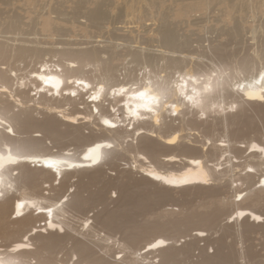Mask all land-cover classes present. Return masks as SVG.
Segmentation results:
<instances>
[{
	"label": "bare ground",
	"instance_id": "bare-ground-1",
	"mask_svg": "<svg viewBox=\"0 0 264 264\" xmlns=\"http://www.w3.org/2000/svg\"><path fill=\"white\" fill-rule=\"evenodd\" d=\"M119 1L53 0L37 24L59 36L63 24L82 17L78 28L92 37L116 23ZM122 1L126 11L141 7L137 21L150 20L145 47L132 48L120 35L44 47L23 36L21 16L2 17L13 0H0V146L9 126L11 143L27 145L14 153L18 164L0 170V259H19L5 248L23 241L33 264H264V249L249 238L257 230L264 237V88L235 87L251 83L245 77L259 82L264 43L248 44L241 55L227 49L229 41L243 43L246 8L264 13V0ZM25 2L46 7L45 0ZM201 12L226 18L216 38L197 48L177 24H194ZM124 52L144 65L140 77L131 68L118 74ZM21 62L33 66L20 73ZM201 75L211 76L215 92H203ZM189 76V94L207 101L198 109L173 87ZM141 79L151 80L159 104L132 116L145 103L135 96ZM193 225L201 227L177 244ZM214 228L238 241L207 238L215 248L201 246L193 259L196 241Z\"/></svg>",
	"mask_w": 264,
	"mask_h": 264
},
{
	"label": "rangeland",
	"instance_id": "rangeland-1",
	"mask_svg": "<svg viewBox=\"0 0 264 264\" xmlns=\"http://www.w3.org/2000/svg\"><path fill=\"white\" fill-rule=\"evenodd\" d=\"M52 2H53V0H45L44 4H46V7L44 9H42V8L38 9L39 7H36V6L34 8L33 7L31 8V6H30L31 4L25 2V0H15V1L13 0V2L11 3V5L9 7L4 8L5 10H3L2 17H4V16L6 17L7 15H10L11 13H15V14H18L19 16H21L22 21H23L22 29H23V32H25V34H23V36L24 37L27 36L29 38L30 37L36 38L42 42L44 41L42 43V45L44 47L53 46L56 48H59V47L61 48L64 46L61 44V42H69V43H73V44L75 43L74 46H76L77 44H80V43H83L86 41H95L97 39L100 40V39H102V37H106L108 35H113V36L114 35H120L121 37L122 36L130 37L132 39V41H134L130 44V47L135 48V49H137V47H145L146 46V44L144 43L145 39H146V37H145L146 36V32H145L146 28H145L144 24L145 23L148 24L151 22H150V20H146V21L145 20L144 21L138 20L139 22L137 21L136 17L139 16L138 14H139V12H141L140 6L139 7L135 6V9L137 11H133V12L126 11V9L123 8L124 1L120 0L119 1L120 4H119L118 9L115 10L111 16V18L113 17L112 19L116 23L106 25L105 28L100 33L97 32L96 30H92V33H93L92 37L86 36L83 33V31L79 30L78 26H80L82 23H85V19L82 17L77 19L75 25H72L71 23L63 24L64 25V28H63L64 30H62L63 32L59 33L58 34L59 36H57V34H55L51 37V36L47 35L45 32H43L41 29V26L39 24H37V17L39 18V16L41 14L46 13L47 9L49 8V6H48L49 3H52ZM0 7H2V6H0ZM120 8H121V10H120ZM38 10H39V12H38ZM36 14H38V15L36 16ZM202 14H203V16H202ZM125 15H128V17ZM51 16L56 17V14L52 13ZM236 17L238 19V16H236ZM225 18L226 17H220V15L216 12L215 13H209L208 12V14H207V12H203V13L201 12V15L199 13L196 14V17H195L196 20H194V24H190V22L192 20L189 21L190 20L189 19L188 20L189 22H186L187 21L186 20V21L180 22L177 25H178L180 33H182V35H185V36L189 35L191 37V39L193 40L192 45L194 47L198 48V46L207 45L208 40H212V39L216 38L218 28L225 24V22L223 21ZM242 18H243V21L241 23L243 25L241 24V26L243 27V29L241 30V36L243 39V43L241 42V43L235 44V43H230V41H229V43H227L228 39L226 37L225 38L227 40L224 37L220 38L222 42L227 43V49L234 50L238 55L245 53V51L248 48V44H257V43L262 44V43H264V13L261 11H257V10H256V12H252L249 8H246V11L243 12ZM233 21H234V19L229 18L228 24L232 25ZM126 22H127V24H124ZM34 33H36V34H34ZM148 33H150V32H148ZM9 35H11V34H9ZM252 35H254L253 36L254 39H252L253 38ZM100 36H101V38H100ZM132 37L135 39L133 40ZM140 41H142V42H140ZM55 45H57V46H55ZM138 45H140V46H138ZM153 45H155V44H153ZM149 47H152V50H151L152 52L149 51L150 53L153 54L155 52V50L157 51L156 47H154V48H153V46H149ZM147 49L150 50L151 48H147ZM125 53H126V55H124ZM123 55L124 56L122 57V60H120L119 64H118V67L120 69L118 74L124 73L125 68H126V70H129L131 68L129 71L134 76L137 75L138 77H140L141 76L140 74H141L143 67H144V65L141 64L142 62L132 59L133 57H131L130 54L128 55L127 52H124ZM51 58H52V60H56V57H51ZM203 59H206V61ZM203 59H202L203 62H205L207 64L211 63L207 58H203ZM30 65L33 66V63L29 64V66L27 68H24L25 63L22 66V62H21L20 66L23 69L21 70L20 73H22V72L24 73L25 71L29 70L31 67ZM164 73L165 72H160V75H163ZM32 93H34V91H31L30 94H32ZM85 98H87V96H85ZM114 128H117V125ZM120 163L124 167L125 162L122 161ZM107 173L108 174L110 173L111 176L115 175L114 170H107ZM73 179L74 178H72V180ZM164 208H166V209H172V208L177 209V206H172L170 204H167V205H165ZM227 221H228V218L226 215L224 217L222 223H226ZM239 222H240V220H239ZM200 227H201L200 225L191 226L190 229H193V230L191 231L189 229L190 231H188L185 234H182V236L179 237L177 244L184 242V240H187V241L190 240L191 234L194 233V229L200 228ZM220 232H221L220 230H215V228L210 229L208 232L206 231L205 233H207L208 235L203 236L204 239L196 241V246H195L194 252H193V255H194L193 259L196 258L201 246L202 247L204 246V248H207L206 250L209 253H211V251H213V249L215 248L214 247L215 245L210 244L209 239H207V238L222 236L224 239H226L225 241L228 243H234L235 241H238L237 237L234 234L227 233V232L225 234H223V232H221V233ZM260 232H261V230H257L255 233L251 234L249 237V238H251V240H253V243L256 245V247H258L257 248L258 250L264 249V237L260 234ZM228 236H230V237H228ZM60 264H63V263H60Z\"/></svg>",
	"mask_w": 264,
	"mask_h": 264
},
{
	"label": "snow or ice",
	"instance_id": "snow-or-ice-1",
	"mask_svg": "<svg viewBox=\"0 0 264 264\" xmlns=\"http://www.w3.org/2000/svg\"><path fill=\"white\" fill-rule=\"evenodd\" d=\"M216 73L215 71H212L211 76H215ZM224 76H227L228 73H224ZM239 75V74H238ZM211 76H203L201 75L199 77L200 80H205V86L203 88L204 93H210L213 90L212 84H211ZM180 83L174 84L173 87L174 89L178 92L180 97L186 101L191 102L192 104H199L200 100L196 99V96H199L200 93H196L195 95L189 94L188 89H187V82L191 81L193 78L189 76L187 80H185L184 77H180ZM251 80V83L245 84L242 83L241 81L237 80L235 82V87L237 91H240L244 87H259V88H264V73H262L259 77V82L255 80L254 77L249 78L245 77V80ZM198 82V81H197ZM71 83V82H69ZM77 84L83 83L82 81H77ZM87 87V85H85ZM128 88H121L120 89V94H124L128 91ZM226 91H230V89H226ZM100 92H104V87L101 86ZM113 94L115 95V89H113ZM75 95V93H73ZM135 96L136 99L139 101H145V103L139 105L137 107L136 111L131 112L130 114L132 116H138L140 109L142 108L144 111L151 112L153 110V105H158L159 104V96L155 94V89L152 85L151 80L144 81L141 79L139 84L136 87L135 90ZM92 100H98L99 96H92ZM260 99H264V96L260 97ZM2 123V122H0ZM105 125H108L109 127H115L114 124H111L110 121L105 120L103 122ZM6 132L9 134L4 137V143L2 146L3 150H0V170L8 167L9 165H14L18 164V161L15 159V154L14 153H19L23 151L27 145L24 144L22 141L11 143L15 133L13 132L12 127H7ZM51 167V165H49ZM0 195H3V193H0ZM33 207H37L35 203L32 204ZM19 207H23V204H20ZM49 213H51V210H49ZM26 240V238H25ZM163 242L161 241L160 244ZM9 248L12 254H15L16 256L20 257L17 260L13 261H4L0 259V264H33L32 260L29 258L32 254V247L23 241L17 244L15 247L11 246H6L5 248V255L9 254Z\"/></svg>",
	"mask_w": 264,
	"mask_h": 264
},
{
	"label": "clouds",
	"instance_id": "clouds-1",
	"mask_svg": "<svg viewBox=\"0 0 264 264\" xmlns=\"http://www.w3.org/2000/svg\"><path fill=\"white\" fill-rule=\"evenodd\" d=\"M216 90H212V92H215ZM212 92H210V93H212ZM189 104H190V106L191 107H193V108H200V107H202L207 101L205 100V98H204V94H201V99H200V103L199 104H192L191 102H189V101H187Z\"/></svg>",
	"mask_w": 264,
	"mask_h": 264
}]
</instances>
